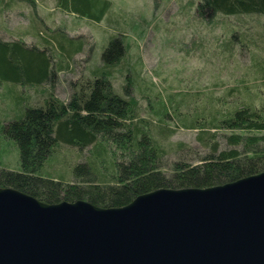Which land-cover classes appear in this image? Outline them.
Instances as JSON below:
<instances>
[{"label":"trees","instance_id":"1","mask_svg":"<svg viewBox=\"0 0 264 264\" xmlns=\"http://www.w3.org/2000/svg\"><path fill=\"white\" fill-rule=\"evenodd\" d=\"M51 1L58 13L74 15L92 26L99 27L104 19L105 28H97L100 44L113 36L103 48L101 61L92 62L90 56L88 74L70 80L69 96L60 99L54 94L58 72L85 48L93 52L97 47L68 35L63 24L46 30L35 14L38 3L48 0H0V15L20 2L30 7V26L19 35L37 38V43H26L21 37L0 38V100L4 103L0 145L5 140L16 148L19 164L8 169L0 161V187L48 204L83 200L109 208L160 188H206L264 171V34L256 25L257 17L264 16V0L189 2L199 16L226 17V37L230 27L243 30L242 44L239 38L226 39L228 51L239 44L254 53L253 86L230 88L221 95L220 104L210 99L207 106L180 114L178 126L196 130L201 148L190 157L184 153H190L189 146L165 143L173 133L165 119L178 116L180 100H175L177 95L165 100L142 84L141 67L129 59L118 34L123 32L124 19L114 13L111 0ZM230 16H237V26L230 24ZM119 77L117 86L113 79ZM142 85L151 91L146 96L148 117L141 116L139 103L131 96L134 88L142 93ZM29 91L40 98L33 99ZM229 97L238 100L226 103ZM169 154L175 159L168 161Z\"/></svg>","mask_w":264,"mask_h":264},{"label":"water","instance_id":"2","mask_svg":"<svg viewBox=\"0 0 264 264\" xmlns=\"http://www.w3.org/2000/svg\"><path fill=\"white\" fill-rule=\"evenodd\" d=\"M0 264H264V171L109 208L0 187Z\"/></svg>","mask_w":264,"mask_h":264},{"label":"rangeland","instance_id":"3","mask_svg":"<svg viewBox=\"0 0 264 264\" xmlns=\"http://www.w3.org/2000/svg\"><path fill=\"white\" fill-rule=\"evenodd\" d=\"M190 1L111 0L114 13L118 18L124 19L123 32L118 34L129 59L141 67L140 75L144 80L142 84L150 86L154 94H159L165 100H172L174 95H177L175 100H180L175 111L178 116L173 114L174 117L165 119L164 124L173 130L170 139L165 143L180 142L189 146L192 151H184L186 157H190L192 152H201V148L195 140L196 130L185 128L181 123L178 126L179 119L182 118L180 114H191L198 107L207 106L210 99L214 100L216 105L220 104L224 91L230 88L243 90L244 86H253L254 74L250 69L254 54L251 49L244 50L239 44H233V50L230 52L228 46L226 47V39L239 38L241 43L243 30L230 27L227 38L226 17L217 15L211 20L199 16L196 7L191 8ZM197 1L195 0L196 3ZM31 15L30 7L25 2L17 3L6 10L0 15V38L13 40L21 37L26 43H37V38L31 34L19 35L29 28ZM35 17L48 31L63 24L68 35L83 38L87 40V46L97 47L93 52H87L85 48L82 53L69 59V65L64 71L58 72L54 94L60 99H66L70 94L68 82L81 74L87 75L91 59L92 62L101 61L103 48L113 35H108L103 44H100V30L97 28H105L104 19L98 24L99 27L92 26L74 15L58 13L51 0H48L47 4L38 3ZM234 17L237 16L229 17L230 24L237 26ZM256 21V25L264 34V16L257 17ZM259 29L253 30L257 32ZM113 81L120 86L122 80L119 77ZM142 87V93L138 88H134L131 96L138 101L141 116L148 117L150 108L146 96H150L151 91L143 85ZM29 92L34 96L33 99L40 98L33 91ZM237 100L229 97L225 102L234 104ZM3 106L4 103L0 100V107ZM9 144L4 140L0 145V161L4 165L7 163L8 169H17L18 151ZM175 157L169 154L167 159L172 161ZM71 158L75 159V154H72ZM59 160L62 161V157H59ZM51 170L49 167L48 171Z\"/></svg>","mask_w":264,"mask_h":264}]
</instances>
